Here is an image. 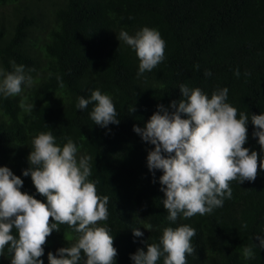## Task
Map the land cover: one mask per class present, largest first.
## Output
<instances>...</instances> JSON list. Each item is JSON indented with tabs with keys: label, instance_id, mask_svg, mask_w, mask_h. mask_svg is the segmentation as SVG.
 <instances>
[{
	"label": "trees",
	"instance_id": "1",
	"mask_svg": "<svg viewBox=\"0 0 264 264\" xmlns=\"http://www.w3.org/2000/svg\"><path fill=\"white\" fill-rule=\"evenodd\" d=\"M5 6L10 12L0 15V70L14 71L15 61L33 80L18 95L0 94V167L23 180L22 192L47 202L23 172L31 167L32 139L51 131L58 146L72 139L77 159L91 157L89 180L99 196L109 198L108 219L99 226L114 237L115 264H134L131 256L159 244L164 228L181 225L196 232L187 264H264L256 239L264 238V169L258 168L255 181H231V198L210 214L172 222L160 190L163 173L153 174L147 165L155 146L133 130L144 128L159 105L173 111L172 102L183 98L182 84L209 98L227 88L226 102L237 109V118L249 117L244 147L264 162L251 123L252 115L264 114V0H0V8ZM143 27L160 33L165 58L138 76L140 61L118 36L122 30L134 36ZM95 90L112 98L118 125H96L93 104L77 108L78 98L90 99ZM58 227L43 246L44 264L48 253L71 247L79 237L67 224ZM137 228L142 237L133 235ZM245 247H252L251 257H245ZM0 264H11L8 246Z\"/></svg>",
	"mask_w": 264,
	"mask_h": 264
},
{
	"label": "clouds",
	"instance_id": "2",
	"mask_svg": "<svg viewBox=\"0 0 264 264\" xmlns=\"http://www.w3.org/2000/svg\"><path fill=\"white\" fill-rule=\"evenodd\" d=\"M118 40L135 51L140 61L138 76L152 71L165 58L166 43L155 29L143 27L134 36L122 30ZM10 63L14 71L5 74L0 70V94L6 96L18 95L22 85L31 87L33 83L23 65ZM234 74L239 77V69ZM179 89L183 98L172 102L173 111L159 105L144 128L133 129L144 142L155 146L148 153L147 165L153 174L156 170L163 173L160 190L166 197L167 219L172 222L181 215L187 219L210 214L231 198V181H255L258 168L264 169L259 154L244 147L249 117L239 113L237 118V109L226 102L227 88L217 89L211 98L200 88L182 84ZM89 104H93L90 118L96 125L107 128L120 123L109 95L95 90L90 99L78 98L77 108L86 109ZM251 123L264 151V114L252 115ZM31 145V167L23 175L31 176L47 202L22 192L23 180L8 167H0V252L8 246L11 264H44L40 258L47 238L54 230L60 231L58 225L67 224L79 237L71 247L60 248L55 255L48 253L49 264H80L82 259L84 264H115L114 237L107 227L99 226L108 219L109 198L99 196L96 183L89 180L91 157L77 159L78 148L72 139L58 146L51 131L36 135ZM133 235L142 237L143 233L137 228ZM195 235L188 225L166 227L159 244H148L146 252L139 249L131 259L134 264H157L163 257V264H187L186 256L194 252L191 239ZM256 239L264 248V238ZM243 251L245 257L253 255L252 247Z\"/></svg>",
	"mask_w": 264,
	"mask_h": 264
},
{
	"label": "rangeland",
	"instance_id": "3",
	"mask_svg": "<svg viewBox=\"0 0 264 264\" xmlns=\"http://www.w3.org/2000/svg\"><path fill=\"white\" fill-rule=\"evenodd\" d=\"M10 12V9L8 7H2L0 8V15L3 14V13H9ZM0 79H2V77H0Z\"/></svg>",
	"mask_w": 264,
	"mask_h": 264
}]
</instances>
